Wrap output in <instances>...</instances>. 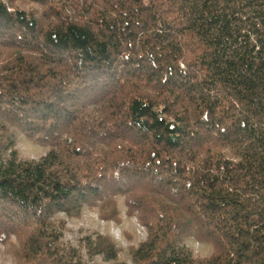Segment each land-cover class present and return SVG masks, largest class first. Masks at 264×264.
<instances>
[{
    "label": "trees",
    "instance_id": "trees-1",
    "mask_svg": "<svg viewBox=\"0 0 264 264\" xmlns=\"http://www.w3.org/2000/svg\"><path fill=\"white\" fill-rule=\"evenodd\" d=\"M119 201L146 232L127 260L107 234L63 239L86 210L120 223ZM0 245L264 264V0H0Z\"/></svg>",
    "mask_w": 264,
    "mask_h": 264
},
{
    "label": "rangeland",
    "instance_id": "rangeland-1",
    "mask_svg": "<svg viewBox=\"0 0 264 264\" xmlns=\"http://www.w3.org/2000/svg\"><path fill=\"white\" fill-rule=\"evenodd\" d=\"M20 155L27 159H38L45 153V150L39 146L21 139L18 144ZM120 218L121 222L104 221L98 217L96 211L86 210L79 219L65 220V231L63 239L73 245L76 240L86 234L98 232L100 234L109 235L116 243L117 247L123 250L122 259L127 260L126 250L130 246H135L146 238L144 228L133 218H128L125 214L121 201ZM188 246L193 250L195 255L207 256L210 248L202 246L195 242H189ZM6 248L0 245V264H12V260L8 255H5ZM95 264H101L99 259L95 260Z\"/></svg>",
    "mask_w": 264,
    "mask_h": 264
}]
</instances>
